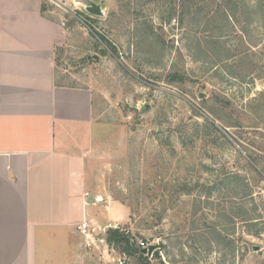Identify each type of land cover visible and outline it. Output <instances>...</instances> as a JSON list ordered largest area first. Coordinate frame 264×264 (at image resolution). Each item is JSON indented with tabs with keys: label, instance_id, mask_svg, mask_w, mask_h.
Returning a JSON list of instances; mask_svg holds the SVG:
<instances>
[{
	"label": "rangeland",
	"instance_id": "1",
	"mask_svg": "<svg viewBox=\"0 0 264 264\" xmlns=\"http://www.w3.org/2000/svg\"><path fill=\"white\" fill-rule=\"evenodd\" d=\"M76 1L44 3L67 31L55 80L96 96L92 186L127 208L131 247L264 264V0Z\"/></svg>",
	"mask_w": 264,
	"mask_h": 264
},
{
	"label": "crops",
	"instance_id": "2",
	"mask_svg": "<svg viewBox=\"0 0 264 264\" xmlns=\"http://www.w3.org/2000/svg\"><path fill=\"white\" fill-rule=\"evenodd\" d=\"M44 3L0 0V264H116L106 231L129 213L92 186L96 96L56 83L67 31Z\"/></svg>",
	"mask_w": 264,
	"mask_h": 264
},
{
	"label": "trees",
	"instance_id": "3",
	"mask_svg": "<svg viewBox=\"0 0 264 264\" xmlns=\"http://www.w3.org/2000/svg\"><path fill=\"white\" fill-rule=\"evenodd\" d=\"M230 1V0H229ZM227 2L230 3V2ZM227 9V8H226ZM42 11H45V8L42 7ZM97 35V34H96ZM99 40L102 41L106 47L112 49V51L114 52V49L112 48V46L107 43L106 41L103 40V37L97 35ZM176 78V76L174 75L172 77V80H174ZM213 129L218 130L216 127H214V125L210 124ZM106 244L116 250H118L119 252H122L125 255L131 256V257H138V259H140L141 261H143L145 264H148L147 262V257L142 255L141 253L139 254H135L131 244H132V239L126 235L124 232L118 230V229H108L106 231V238H105ZM154 256H158V253L156 251L153 252L152 257Z\"/></svg>",
	"mask_w": 264,
	"mask_h": 264
},
{
	"label": "built area",
	"instance_id": "4",
	"mask_svg": "<svg viewBox=\"0 0 264 264\" xmlns=\"http://www.w3.org/2000/svg\"><path fill=\"white\" fill-rule=\"evenodd\" d=\"M46 3L49 4H53V5H57V1L58 0H44ZM77 231L78 233H80L84 238L89 239L90 237L93 236V234L96 233L97 230H95L94 227H92L89 223H87L86 221L81 222L78 226H77ZM108 229H118L120 231H122L120 228H118V226H111ZM104 233V230L102 231ZM123 232V231H122ZM125 233V232H124ZM128 233V232H127ZM102 242V241H101ZM126 255L125 254H121V257L118 259V264H123V262L125 261Z\"/></svg>",
	"mask_w": 264,
	"mask_h": 264
},
{
	"label": "water",
	"instance_id": "5",
	"mask_svg": "<svg viewBox=\"0 0 264 264\" xmlns=\"http://www.w3.org/2000/svg\"><path fill=\"white\" fill-rule=\"evenodd\" d=\"M85 11L88 14L92 15V16H100V15H102L100 8L97 5H95V4L86 5L85 6ZM132 248L135 251V253L140 252L141 254H146L148 256H151L152 253L157 249L156 246H149L148 248L143 249V250L140 251L137 248H135L133 245H132Z\"/></svg>",
	"mask_w": 264,
	"mask_h": 264
}]
</instances>
